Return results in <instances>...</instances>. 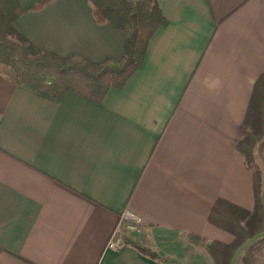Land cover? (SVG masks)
Instances as JSON below:
<instances>
[{
	"label": "crops",
	"instance_id": "crops-1",
	"mask_svg": "<svg viewBox=\"0 0 264 264\" xmlns=\"http://www.w3.org/2000/svg\"><path fill=\"white\" fill-rule=\"evenodd\" d=\"M37 1L18 0L13 23L37 49L93 62L122 55V32L97 24L87 0ZM153 1L165 24L100 104L70 91L52 101L0 66V264H172L148 243L154 232L227 244L207 220L214 201L253 208L236 145L264 74V0ZM124 211L141 218L133 236L156 258L105 248Z\"/></svg>",
	"mask_w": 264,
	"mask_h": 264
},
{
	"label": "trees",
	"instance_id": "trees-1",
	"mask_svg": "<svg viewBox=\"0 0 264 264\" xmlns=\"http://www.w3.org/2000/svg\"><path fill=\"white\" fill-rule=\"evenodd\" d=\"M51 1L38 0L32 8ZM87 2L97 24H110L122 32L123 52L118 59L93 62L77 55L58 56L39 50L13 29L14 21L23 12L18 0H0V66L10 71L16 86L56 102L70 91L100 104L109 89L120 88L142 65L150 38L166 22L156 2ZM241 128L243 136L236 151L251 173L253 208L245 210L221 198L214 201L207 220L232 236L227 244L187 234L203 243L213 264H230L238 248L249 241L240 264H259L264 254V74L253 84ZM122 240L142 254L157 257L133 233L124 234Z\"/></svg>",
	"mask_w": 264,
	"mask_h": 264
},
{
	"label": "rangeland",
	"instance_id": "rangeland-1",
	"mask_svg": "<svg viewBox=\"0 0 264 264\" xmlns=\"http://www.w3.org/2000/svg\"><path fill=\"white\" fill-rule=\"evenodd\" d=\"M262 189L261 198L264 202V185ZM149 241L151 247H155L156 251L172 264H205L207 261V252L203 243L186 235L154 232ZM248 243H251V241L247 242L246 245ZM246 245L238 248L231 264H239V257L246 249Z\"/></svg>",
	"mask_w": 264,
	"mask_h": 264
},
{
	"label": "built area",
	"instance_id": "built-area-1",
	"mask_svg": "<svg viewBox=\"0 0 264 264\" xmlns=\"http://www.w3.org/2000/svg\"><path fill=\"white\" fill-rule=\"evenodd\" d=\"M142 230L141 218L130 211H124L110 234L105 248L112 251H117L123 247V235L127 233L139 234Z\"/></svg>",
	"mask_w": 264,
	"mask_h": 264
}]
</instances>
